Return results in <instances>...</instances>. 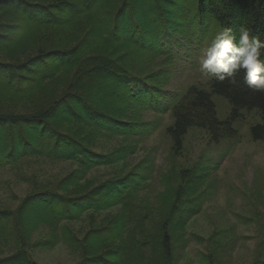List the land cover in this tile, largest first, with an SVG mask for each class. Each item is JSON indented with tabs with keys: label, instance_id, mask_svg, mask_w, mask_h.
<instances>
[{
	"label": "trees",
	"instance_id": "1",
	"mask_svg": "<svg viewBox=\"0 0 264 264\" xmlns=\"http://www.w3.org/2000/svg\"><path fill=\"white\" fill-rule=\"evenodd\" d=\"M165 1L0 0V171L29 160L75 167L35 184L14 209L0 205V264H36L30 251L61 243L77 264H177V245L187 244L182 215L196 212L186 196L193 171L165 175L159 207H143L137 200L147 175L139 166L88 178L137 149L96 151L98 139L150 135L158 125L143 114L151 110L169 114L164 135L174 156L193 128L214 143L234 139L242 111L257 112L252 140L264 139V92L249 88L243 72L235 84L210 78L206 87L165 92L200 65L203 42L218 31L230 28L239 38L243 28L264 40V0H195V16L184 9L178 26L159 9ZM212 95L228 102L227 119L218 118ZM82 219L88 226L80 236L70 226ZM40 229L47 237L31 243Z\"/></svg>",
	"mask_w": 264,
	"mask_h": 264
},
{
	"label": "rangeland",
	"instance_id": "2",
	"mask_svg": "<svg viewBox=\"0 0 264 264\" xmlns=\"http://www.w3.org/2000/svg\"><path fill=\"white\" fill-rule=\"evenodd\" d=\"M159 9L178 26L182 24L184 9L195 16V0H166ZM211 40L207 38L203 42L205 47ZM208 79L199 65L171 80L165 92L171 93L187 84L206 87ZM212 100L218 118L227 119L231 109L228 102L216 95H212ZM241 113V118L233 123L237 131L234 139L214 143L205 131L193 128L184 139L181 154L174 156L164 135L171 123L169 114L145 112L143 119L156 123L157 129L141 139L101 136L96 151L110 152L127 143H133L137 149L127 160L98 168L87 176L102 181L133 172L139 166L137 172L145 173L147 178L137 202L146 208H158L159 196L165 191L164 176L173 173L176 177L180 170L190 169L194 173L192 191L186 196L191 200L189 207H196V212L190 213L188 209L182 215L186 219L183 240L187 244L177 245V264H264V139L252 140L251 127L260 123L257 112ZM74 168L66 162L29 160L20 170L0 171V205L14 209L35 184L56 182ZM87 226V220L82 219L70 227L81 236ZM46 235L47 230L40 229L31 236L30 242L42 240ZM30 252L36 264H77L79 261L63 243L51 250Z\"/></svg>",
	"mask_w": 264,
	"mask_h": 264
},
{
	"label": "clouds",
	"instance_id": "3",
	"mask_svg": "<svg viewBox=\"0 0 264 264\" xmlns=\"http://www.w3.org/2000/svg\"><path fill=\"white\" fill-rule=\"evenodd\" d=\"M200 55V70L209 78L235 84L243 72L249 88L264 92V40L249 30L242 28L239 38L230 28L218 31Z\"/></svg>",
	"mask_w": 264,
	"mask_h": 264
}]
</instances>
